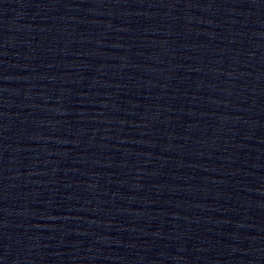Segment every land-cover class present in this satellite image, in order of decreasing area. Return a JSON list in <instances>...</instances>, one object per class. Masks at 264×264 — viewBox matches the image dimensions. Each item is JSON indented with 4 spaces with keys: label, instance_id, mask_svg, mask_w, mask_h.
Listing matches in <instances>:
<instances>
[{
    "label": "water",
    "instance_id": "water-1",
    "mask_svg": "<svg viewBox=\"0 0 264 264\" xmlns=\"http://www.w3.org/2000/svg\"><path fill=\"white\" fill-rule=\"evenodd\" d=\"M0 264H264V0H0Z\"/></svg>",
    "mask_w": 264,
    "mask_h": 264
}]
</instances>
